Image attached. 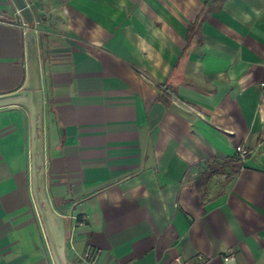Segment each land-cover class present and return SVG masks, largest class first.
Returning a JSON list of instances; mask_svg holds the SVG:
<instances>
[{
    "label": "crops",
    "instance_id": "0c3cea01",
    "mask_svg": "<svg viewBox=\"0 0 264 264\" xmlns=\"http://www.w3.org/2000/svg\"><path fill=\"white\" fill-rule=\"evenodd\" d=\"M25 2L39 87L0 0V264H264V0Z\"/></svg>",
    "mask_w": 264,
    "mask_h": 264
},
{
    "label": "water",
    "instance_id": "95a60500",
    "mask_svg": "<svg viewBox=\"0 0 264 264\" xmlns=\"http://www.w3.org/2000/svg\"><path fill=\"white\" fill-rule=\"evenodd\" d=\"M15 9L19 11L20 15L24 18V20L31 24L33 22V17L30 9L28 8L25 0H11ZM27 63L29 66V79L34 87H39V78H40V68H39V59L37 55V47L35 43V39L33 36H29L27 40ZM34 90V88H33ZM20 103V101H7L0 103V107L15 105ZM31 109L33 114H39V110L37 105L35 104L34 96L31 99ZM56 262L58 263V259L56 257Z\"/></svg>",
    "mask_w": 264,
    "mask_h": 264
},
{
    "label": "built area",
    "instance_id": "2783aa9c",
    "mask_svg": "<svg viewBox=\"0 0 264 264\" xmlns=\"http://www.w3.org/2000/svg\"><path fill=\"white\" fill-rule=\"evenodd\" d=\"M17 14V21L20 24V27L22 29L23 35L25 37L27 36H33L35 39V43H36V47L39 43V29L37 27V23L36 22H32L31 24H28L24 18L20 15L19 11L16 12ZM183 105H185L184 103H182ZM227 135H231V132L229 131H225L224 132ZM251 152H249L246 148H244L243 146H237L235 148V154H236V159L240 162H243L249 155ZM77 258L80 262L84 263V264H96V255L91 253L89 249H85L83 251L82 254H77ZM200 259V258H199ZM233 259V253L232 251H228L224 256H223V261L225 263L227 262H232Z\"/></svg>",
    "mask_w": 264,
    "mask_h": 264
}]
</instances>
